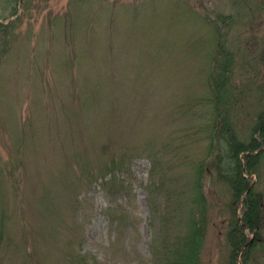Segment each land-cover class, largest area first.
I'll return each mask as SVG.
<instances>
[{
  "label": "rangeland",
  "instance_id": "374dc122",
  "mask_svg": "<svg viewBox=\"0 0 264 264\" xmlns=\"http://www.w3.org/2000/svg\"><path fill=\"white\" fill-rule=\"evenodd\" d=\"M5 19L16 21L0 34V188L8 209L0 264H65L70 244L99 264H156L155 245L176 226L171 219L162 230L167 207L154 195L148 145L178 190L189 192L193 167L203 164L200 264H229L232 206L212 165L218 147L227 177L229 165L224 141L205 128L204 100L218 39L235 59L230 119L238 137L248 136L264 107L260 0H0ZM30 121L36 130L26 138ZM209 137L217 148L209 149ZM121 156L126 165L102 178L101 168ZM112 176L123 188L105 187ZM250 177L263 191L264 159Z\"/></svg>",
  "mask_w": 264,
  "mask_h": 264
},
{
  "label": "trees",
  "instance_id": "16d2710c",
  "mask_svg": "<svg viewBox=\"0 0 264 264\" xmlns=\"http://www.w3.org/2000/svg\"><path fill=\"white\" fill-rule=\"evenodd\" d=\"M23 6L30 4L33 0H19ZM260 7L264 8V0H260ZM16 14V11L13 12ZM12 14V15H13ZM231 22V18L227 19ZM0 22V34L4 36V31L11 27L16 21L5 23ZM220 22L226 24L225 16H221ZM264 59V51L262 53ZM234 53L224 45V42L216 40V52L212 56L213 70L208 77L207 99L204 100L208 106L210 104L211 111L207 114L211 123L207 125L208 131H215L214 139H222L225 144L224 157L227 159V175L220 169L221 149L215 146L210 138L209 149L215 146L218 150L213 160V168L217 171V177L223 176V181L227 185L230 194L229 207L232 206V216L228 219L226 240L228 245V262L236 264V260L241 247L243 251L240 255L241 264H263L264 261V237L262 230L264 229V190H259L258 181H255L250 175L253 172H260V165L264 159V107L258 113L253 125L251 126L248 136L244 138L238 137V132L233 127L230 119V110L233 109V95L231 93L230 79L234 67ZM264 92V91H263ZM36 130L30 121L23 125V134L27 138L31 131ZM258 133V136H255ZM31 138L24 139L17 144V149L22 148L23 151L29 146ZM22 142V143H21ZM218 143V142H217ZM227 147V149H226ZM131 148V147H130ZM143 151L149 152V158L152 164L151 174L157 176L158 180L153 185L154 195H162L164 198L167 213L161 214L162 230L168 228L169 220H173L176 226L174 235L165 244L155 245L154 252L156 256V264H199V255L202 247L204 227L201 225L200 213L204 214L206 208V200L204 194L200 190L199 180L202 177L203 164L200 163L193 167L194 172L191 173L192 182L188 191L178 190L176 186L177 179L170 175L168 179L166 170L159 166L157 160L160 151L153 148H144ZM256 151V152H255ZM255 152V153H254ZM127 158L121 156L120 159L113 161L101 168L100 176L111 172L114 167L122 168L126 165ZM163 164V162H160ZM117 168V169H118ZM116 169V168H115ZM109 170V171H108ZM242 172L245 175H242ZM87 172L83 173L85 176ZM1 177V176H0ZM86 178V177H85ZM83 180V179H81ZM80 180V181H81ZM1 181V179H0ZM105 187L107 189L114 188L119 190L123 188L122 180L116 176L106 180ZM70 184V183H67ZM2 187V186H1ZM114 192V191H113ZM246 192V195L243 193ZM51 192H46L41 199H50ZM0 238L3 239L5 230L6 212L3 198V192L0 188ZM46 205V204H44ZM187 207L186 216L180 218V212ZM240 207L239 213L236 214ZM51 207L47 204L45 210ZM179 212V215H178ZM6 216V217H5ZM182 220V221H181ZM179 226V230L177 227ZM248 234H254L253 240L249 242ZM169 235H163L162 239ZM11 238L8 239V242ZM159 240V241H161ZM64 255L65 264H99L96 260L86 255H80L78 251L72 248L71 244L67 246ZM75 250V251H74Z\"/></svg>",
  "mask_w": 264,
  "mask_h": 264
},
{
  "label": "bare ground",
  "instance_id": "6f19581e",
  "mask_svg": "<svg viewBox=\"0 0 264 264\" xmlns=\"http://www.w3.org/2000/svg\"><path fill=\"white\" fill-rule=\"evenodd\" d=\"M262 163H263V161H262ZM262 163H261V165H262ZM261 165H260V166H261ZM254 173H256V172H253L252 174H254ZM257 173H258V172H257ZM252 174H251V175H252ZM242 175L247 176V175L244 174L243 172H242ZM244 194L246 195V192H244L243 195H244ZM262 197H264V196H262ZM229 215L231 216V213H230V212H229ZM229 218H230V217H229ZM172 236H173V235L170 234L167 238H165V239L159 241L158 244H159V245H160V244H165L164 242L169 241V240H170V237H172ZM203 237H204V234H203ZM202 244H203V241H202ZM201 248H202V247H201ZM200 251H201V250H200ZM199 264H200V255H199Z\"/></svg>",
  "mask_w": 264,
  "mask_h": 264
}]
</instances>
